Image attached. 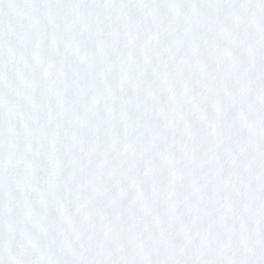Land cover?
I'll return each mask as SVG.
<instances>
[{
  "label": "snow or ice",
  "instance_id": "6c2138e0",
  "mask_svg": "<svg viewBox=\"0 0 264 264\" xmlns=\"http://www.w3.org/2000/svg\"><path fill=\"white\" fill-rule=\"evenodd\" d=\"M0 264H264V0H0Z\"/></svg>",
  "mask_w": 264,
  "mask_h": 264
}]
</instances>
